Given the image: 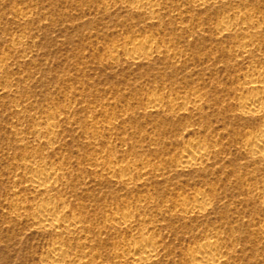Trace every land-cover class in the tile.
<instances>
[{"label": "rangeland", "instance_id": "1", "mask_svg": "<svg viewBox=\"0 0 264 264\" xmlns=\"http://www.w3.org/2000/svg\"><path fill=\"white\" fill-rule=\"evenodd\" d=\"M156 1L152 18L119 0H0V264H53L47 250L56 235L74 255L91 239L92 264H135L115 252L128 253L122 238L144 231L162 248L142 264H194L205 238L228 245L226 264H264V157L243 145L262 117L244 114L247 93L237 92L253 67L264 70V0ZM239 13H251L252 25L222 33L223 21ZM247 34L255 43L243 55L235 41ZM128 41L170 51L137 58L119 50ZM157 93L201 100L151 109ZM48 116L59 125L52 141L45 129L36 132ZM198 136L217 152L206 163L178 162ZM130 158L156 167L128 180L95 167ZM32 160L62 176L47 193L28 188L35 171L24 164ZM199 192L209 209L182 213L178 202ZM48 196L77 215L75 233L34 223L36 204ZM139 202L146 206L137 211ZM131 209L141 219L134 229L106 224Z\"/></svg>", "mask_w": 264, "mask_h": 264}, {"label": "bare ground", "instance_id": "2", "mask_svg": "<svg viewBox=\"0 0 264 264\" xmlns=\"http://www.w3.org/2000/svg\"><path fill=\"white\" fill-rule=\"evenodd\" d=\"M121 2H130L132 6L137 9L148 11V13L155 17L159 10V3L156 0H119ZM211 0H194V3L199 6L207 4ZM251 13H239L233 17H227L223 23L222 33L231 32L232 26H238L239 30H244L252 25L250 22ZM256 25V24H255ZM254 25V26H255ZM260 26V24H259ZM18 41L14 42L16 45ZM237 48L242 54L250 53L251 46L255 43V37L252 34L244 35L243 37L236 39ZM122 52L130 53L134 52L135 57L153 56L158 53H169V49L162 50L153 46H149L143 41H128L122 45L119 49ZM264 81V70L255 66L252 68V75L250 81L244 85V87L237 88L238 91H245L246 96L241 99L240 107L244 114L262 117L260 129L257 130L251 137L244 140L243 145L246 150L256 157H264V91L261 89V82ZM178 96V95H177ZM151 102V109H158L165 104L168 99L163 94H153L149 96ZM201 96L195 94L194 96H178L177 98H171L168 101L171 106L178 105L179 102H183L186 106L196 107L200 103ZM176 107V106H175ZM188 110V108H185ZM37 127V133L43 129L46 130L48 138L56 135L59 125L52 120L50 116L39 119ZM37 135V134H36ZM53 140V139H52ZM50 139V141H52ZM215 146L207 141V138L200 136L191 138L185 142V147L180 155L178 162H183L188 166L191 164L206 163L211 159V156L215 150ZM35 157L43 155V152H35ZM25 168L33 169L35 174L28 178V188L36 190L38 192H49L61 181V174L53 169L50 163L46 161L39 162L38 160H32L25 162ZM96 169L102 167V171L108 173L112 171L121 172L122 179H130L135 175H143L146 171L154 169L156 165L147 160V162L138 165L134 163L131 158L123 161H97L95 164ZM65 202L55 197L48 196L40 204H36L35 208L37 213L32 220L41 230H58L60 233L73 234L77 231L80 220L77 215L72 214L64 206ZM33 206V205H31ZM33 206V207H34ZM146 204L139 202L135 208L137 211L141 207H145ZM178 206L182 213H197L203 214L209 209V202L206 197L199 192L191 202H186L184 199L178 202ZM28 205H22V208H27ZM30 207V206H29ZM136 210H124L116 212L111 218L106 221L108 225H124L127 229H134L136 225L141 222ZM142 222H152V219L144 218ZM146 224V223H145ZM149 224V223H148ZM149 227V226H148ZM157 236L153 232L144 231L139 236L137 234H131L122 238L121 243L128 249V253L117 251L116 257L126 262H133L135 264H142L145 262L154 261L161 253V244L159 243ZM92 240L88 237L80 242L81 255H74L72 250L67 246L66 239L62 235H56L53 239L51 246L48 248L47 253L54 261L53 264H92L96 263L97 257L91 255L89 249L92 247ZM79 252V253H81ZM77 253V252H76ZM228 245L223 244L219 240L213 238H205L193 253L194 264H226V258H228ZM74 259L71 261V259ZM86 259V261H85Z\"/></svg>", "mask_w": 264, "mask_h": 264}]
</instances>
